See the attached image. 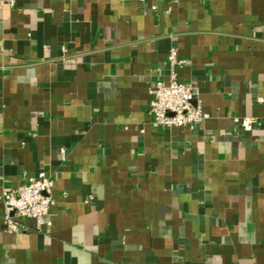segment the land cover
<instances>
[{"label":"crops","instance_id":"obj_1","mask_svg":"<svg viewBox=\"0 0 264 264\" xmlns=\"http://www.w3.org/2000/svg\"><path fill=\"white\" fill-rule=\"evenodd\" d=\"M172 48L209 117L158 129ZM41 170L52 223L0 199V264H264V0L0 7V196Z\"/></svg>","mask_w":264,"mask_h":264},{"label":"built area","instance_id":"obj_2","mask_svg":"<svg viewBox=\"0 0 264 264\" xmlns=\"http://www.w3.org/2000/svg\"><path fill=\"white\" fill-rule=\"evenodd\" d=\"M16 0H0V7L14 6ZM172 67L170 79L157 81L151 89L149 102L151 124L158 129H171L178 126L193 127L209 117L199 99V90L193 83L178 79L176 67L185 63L175 48L169 53ZM244 129L251 130L254 120L251 117H234ZM54 180L45 170L30 176L24 183L4 189L0 199L4 205L3 223L11 231L28 229L26 221L34 219L38 228L49 226Z\"/></svg>","mask_w":264,"mask_h":264}]
</instances>
